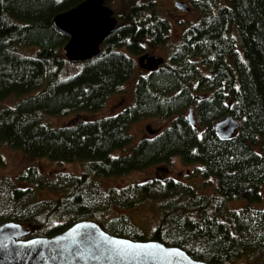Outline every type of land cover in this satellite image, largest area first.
I'll use <instances>...</instances> for the list:
<instances>
[{"label":"trees","instance_id":"16d2710c","mask_svg":"<svg viewBox=\"0 0 264 264\" xmlns=\"http://www.w3.org/2000/svg\"><path fill=\"white\" fill-rule=\"evenodd\" d=\"M82 1L0 0V148L81 167L78 175H46L31 166L15 182L2 183L0 224H20L29 239L91 221L111 236L177 247L201 262L264 264V210L246 206L229 212L227 222L218 217L227 202L258 201L264 186V0H228L222 7L216 0H188L197 19L158 69L138 77L128 107L53 127L42 118L102 109L130 79L134 57L168 40L170 24L156 1L131 0L99 55L60 78L68 37L52 20ZM23 48L35 51L26 55ZM9 98L15 103L3 106ZM190 108L194 126L186 118ZM227 116L239 125L221 139L213 126ZM142 119L168 125L112 156L130 143L129 126ZM174 158L196 166L194 176L214 179V193L197 194L170 177L120 188L99 182L164 168ZM42 193L49 197L39 198ZM147 202L157 212L148 231L119 212Z\"/></svg>","mask_w":264,"mask_h":264},{"label":"water","instance_id":"95a60500","mask_svg":"<svg viewBox=\"0 0 264 264\" xmlns=\"http://www.w3.org/2000/svg\"><path fill=\"white\" fill-rule=\"evenodd\" d=\"M174 7L190 11L184 2H175ZM52 25L68 37L62 47L65 60L77 64L99 55L100 45L114 32L117 19L104 0H84L55 15ZM163 62V58L149 54L137 59L138 67L146 72L155 71ZM186 118L195 125L191 108ZM238 125L227 116L215 123L213 130L219 138L229 139ZM145 131L148 136L155 134L149 125ZM28 234L29 230L18 223L0 224V264H211L194 260L177 247L111 236L91 221L77 222L51 237L24 239Z\"/></svg>","mask_w":264,"mask_h":264},{"label":"rangeland","instance_id":"374dc122","mask_svg":"<svg viewBox=\"0 0 264 264\" xmlns=\"http://www.w3.org/2000/svg\"><path fill=\"white\" fill-rule=\"evenodd\" d=\"M131 0H104L106 6L112 11L117 19V23L122 22V18L126 15L128 3ZM160 14L170 24L168 40L166 44L159 48L148 49L147 54L161 57L166 60L170 52L176 47L180 39L182 31L197 19V14L193 9L188 12L178 10L174 7L175 2H184L190 6L188 0H155ZM218 7L228 6V0H216ZM191 8V7H190ZM20 51L26 55H31L35 48H23ZM64 57L63 52L61 53ZM139 56L134 57L136 68L130 79L122 86L119 93L111 94L105 102L102 109L95 113L77 112L69 114L65 117H47L42 119L45 123L53 127H61L72 124L76 121H89L113 116L124 110L133 102V87L138 77L144 74L137 65ZM82 63L73 64L65 61L60 72V78H65L78 72ZM37 91L33 92L35 94ZM15 103L14 98H9L2 103L3 106H9ZM149 125L154 131L158 132L168 125V121H158L154 119H142L129 126L130 143L124 149L114 150L112 156H121L128 153L130 149L142 138L147 137L145 126ZM36 167L42 174L52 175L57 173H66L78 175L81 167L78 164H55L46 159H33L19 151L10 150L8 148H0V185L6 181L15 182L16 176L28 167ZM196 166H183L178 158H174L169 166L164 168H149L143 171L134 172L122 178L101 179L99 182L103 187L120 188L130 183L144 182L153 178H173L192 186L197 194H213L215 181L212 178L202 179L194 176ZM46 193L39 194V198H47ZM260 199L258 201L249 202L247 200H234L227 202L222 213L218 216L223 222H227L228 214L231 211L239 210L249 206L254 209L264 210V186L259 187ZM129 215L135 223L144 230L152 228L157 221V212L153 202H147L132 210H119ZM213 213V212H212ZM226 264H247L245 260H238Z\"/></svg>","mask_w":264,"mask_h":264}]
</instances>
